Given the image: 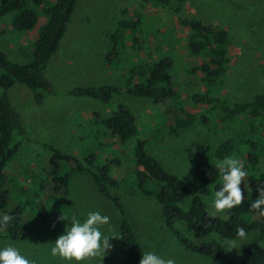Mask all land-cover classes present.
<instances>
[{"label":"rangeland","instance_id":"rangeland-1","mask_svg":"<svg viewBox=\"0 0 264 264\" xmlns=\"http://www.w3.org/2000/svg\"><path fill=\"white\" fill-rule=\"evenodd\" d=\"M140 5L141 0H78L59 46L44 70L51 92L45 93L43 102L38 105L32 92L21 84H14L7 91L25 129L16 158L7 169L20 186L32 191L41 181L46 182L51 167L50 147L85 165V170L77 171L73 169V163H62V170L71 172L69 195L65 201L60 197L47 200L51 188L46 183L35 208H26L25 216L33 217L31 221H24L29 230L25 239L10 240L0 231V247L13 244L34 264H69L50 254V244L64 232L69 222L58 219L38 225L35 220L41 213L36 211L42 208H47L43 214L62 211L61 215L74 209L82 216L89 211H100L111 218V227L117 237L120 215L110 201L99 195L88 173L100 166L109 167L111 178L119 185L110 192L121 201L142 252L155 251L165 258H175L177 264H237L243 246L252 238L250 234V239L239 250L228 251L226 248V256L221 260L192 253L183 248L165 226L155 199L147 198L132 184L135 179L133 147L137 141L144 144L147 154L156 158L167 172L184 181L189 189L198 191L203 186L196 177L195 163L205 159L216 161L213 153L218 145L238 133L244 136L241 137L243 142L253 141L258 146V172L253 184L264 186V129L243 134L245 127L224 126L219 122L218 105H195L192 102L191 96L202 93L204 87L198 74L187 71L195 62L188 57L187 30L179 27L177 16L158 7L141 12L143 33L150 34L145 38L146 49L161 48L156 58L160 54L173 60L170 76L178 92V103L168 101L156 105L123 92L107 105L64 94L75 87H121L124 84L125 69L104 63V57L111 49L107 33L114 29L121 11L129 9L132 13H140ZM30 7L39 15L32 31L14 30L11 26L13 14L0 18V51L13 63L31 61L32 46L44 24L39 8L32 3ZM180 16L220 25L229 33L230 65L215 94L218 99L232 105L246 103L253 96L264 94V0H185ZM150 36L154 49L148 43ZM126 55L133 57L129 52ZM152 56L155 58V54ZM118 105L127 107L135 116L136 139L122 143L103 126L105 118L116 111ZM185 110L198 118L204 116L207 123L203 126L197 121L189 130L174 135L171 131L175 116L183 117ZM239 140L236 138L234 144L237 145ZM237 146L241 152L246 149L244 144ZM91 154H95L96 159L92 166H87L85 159ZM245 183L252 187L249 181ZM245 183H241L243 194L249 192L247 188L245 191ZM212 199V196L203 197L208 214L224 218L227 210L216 213ZM53 224L54 228L51 227ZM177 229L185 234L183 225H178ZM185 236L193 240L191 234ZM210 239L221 240L216 236ZM110 244L112 247L104 256L103 264H118L116 239L110 240ZM255 257V264H264V242L258 246ZM81 264H98V259L86 258Z\"/></svg>","mask_w":264,"mask_h":264},{"label":"trees","instance_id":"trees-1","mask_svg":"<svg viewBox=\"0 0 264 264\" xmlns=\"http://www.w3.org/2000/svg\"><path fill=\"white\" fill-rule=\"evenodd\" d=\"M77 1L0 0V18L13 14L11 26L16 31L29 32L36 27L39 15L30 7L31 3L39 8L44 17V24L32 46V58L29 63H13L0 51V217L5 214L14 217L13 221L7 224L0 223V231L10 240L19 241L28 236L29 230L24 221H31L33 215L26 217V208H35L47 187L46 183L51 188L47 200L54 201L55 197H60L65 201L68 197L71 172L63 171L62 163H73V169L77 171L85 170V165L74 157L64 155L51 147L49 178L46 182L41 181L37 189L30 191L20 186L14 180L13 174L7 170L9 163L16 158L22 144L21 138L25 134L20 116L13 108L7 91L14 84H21L32 92L38 105L43 102L45 93L51 92L50 85L44 78V70L59 46ZM184 5L185 0H141L140 13H132L129 9L121 11V18L114 29L107 33L111 49L105 55L104 63L125 69L124 84L121 87H75L64 94L93 99L107 105L123 92L134 98L150 100L156 105L168 101L178 103V92L170 76L173 60L160 54L156 58L161 48L154 49V44L150 41L152 36L148 37V43L154 50H147L145 46V38L150 34L143 33L141 12L158 7L177 16L179 27L187 30L186 51L188 57L195 62L187 71L198 74L204 87L202 93L191 96L192 102L195 105H218V114H221L219 122L224 126L245 127L243 134H254L257 130L264 129V94L253 96L246 103L232 105H227L216 97L215 94L230 65L229 33L220 25L181 17ZM127 52L133 57L129 58ZM152 54H155V58ZM183 114V117L175 116L174 128L171 131L174 135L189 130L197 121L203 126L207 123L204 116L198 118L187 110L183 111ZM103 126L122 143L136 139L138 135L135 116L122 105H118L117 110L105 118ZM241 137L244 136L236 133L234 137L220 143L213 153L216 161L205 159L195 163L196 177L203 186L198 191L189 189L184 181L167 172L156 158L147 154L144 144L137 141L133 147L135 179L132 184L147 198L155 199L165 226L186 250L221 260L226 256V248L221 240L235 237L237 228L243 227L252 234V238L243 246L237 264H255L256 250L264 242V217L256 215L249 206L258 195L256 188L263 185L253 184V178L258 172V146L253 141L243 142ZM236 138L240 139L237 145H245L243 152L234 144ZM226 157L238 158L245 164L249 172L246 180L252 185V191L244 194L241 205L227 210L224 218L212 217L208 214V206L203 197H213L214 190L220 186L217 162ZM95 159V154H91L85 159V164L92 166ZM88 173L99 195L110 201L120 215L116 237L118 264H139L142 249L133 224L126 218L121 201L110 192L119 185L111 178L109 167L100 166L94 172ZM46 209L36 211L41 213L35 220L38 225L55 222L62 213L47 214V211L43 214ZM222 213L224 212H220ZM178 225H183L185 234H191L193 240L186 238L185 234L177 229ZM212 236L221 240L210 239Z\"/></svg>","mask_w":264,"mask_h":264},{"label":"clouds","instance_id":"clouds-1","mask_svg":"<svg viewBox=\"0 0 264 264\" xmlns=\"http://www.w3.org/2000/svg\"><path fill=\"white\" fill-rule=\"evenodd\" d=\"M217 167L220 170V186L214 190L212 208L216 213H220L242 204L244 194L241 183L242 181L245 183L249 172L245 164L235 157H226L218 161ZM246 188L252 191L245 183V191ZM256 191L258 195L249 207L256 215L264 217V186L257 187ZM13 219V216L5 214L0 217V223L7 224ZM58 219L68 221L69 224L65 226L64 232L50 244V254L59 256L69 264L72 262L81 264L86 258H97L98 264H103L104 256L112 247L110 240L117 239L111 227V218L100 211H89L82 216L78 210L74 209ZM51 227L54 228L55 224ZM249 239L250 234L243 227H239L235 237L223 241V247L228 251L239 250ZM0 264H34V262L23 255L18 247L9 244L0 247ZM139 264H177V261L175 258H165L155 251H144Z\"/></svg>","mask_w":264,"mask_h":264}]
</instances>
